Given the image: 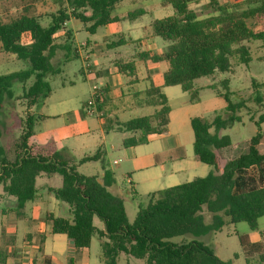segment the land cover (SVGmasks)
<instances>
[{
    "label": "trees",
    "instance_id": "16d2710c",
    "mask_svg": "<svg viewBox=\"0 0 264 264\" xmlns=\"http://www.w3.org/2000/svg\"><path fill=\"white\" fill-rule=\"evenodd\" d=\"M122 0H59L60 8L51 14V22L41 24L40 8L47 0H0V51L15 55L29 63L30 68L0 76V120L7 98L13 96L15 82L33 84L24 86L17 97L28 108L39 106L51 94L48 76L59 74L53 59L60 46L55 44V35L74 19L81 22L88 33L119 23L121 18L112 16V11ZM202 0H162L164 6H172L175 14L152 22L155 37L161 38L167 47L164 53L143 52L138 58L155 63L166 61L169 70L163 76V84L151 85L148 104L156 107L154 114L133 118L118 124L123 133L139 134L124 139L125 148L148 143V135L168 131L171 107L163 92L164 87L179 86L188 93L192 102L200 101V89L195 81L212 77L216 73H233L231 60L249 64L252 61L250 45L264 43V0H245L241 5L220 4L210 0L212 13L199 18L190 8ZM69 5L70 12L63 8ZM144 10L129 13L125 19L136 20L145 15ZM70 32L67 33L69 39ZM69 46L68 48H70ZM127 64L126 67H129ZM121 68V67H120ZM230 81H221L222 89L215 84L207 88L217 90L227 103V116L218 115L212 122L193 118L194 153L197 160L212 168L205 177L158 190L149 195L146 207H140L135 222L130 224L123 200L111 193L115 184L114 174L104 165L102 180L96 176H83L77 165L58 151L54 140L45 145L30 144L34 135L36 119L27 111L20 119V146L12 155L11 149L2 144L0 128V184L4 193L15 197L20 210L37 195V179L42 175L52 177L60 174L62 186L51 189L57 200L70 206L72 219L45 217L52 233L64 234L78 250L91 247L94 237L101 241L104 264H118L122 254L145 260L147 264H228L206 243L199 239L209 232H219L224 227L247 223L251 231L259 230V220L264 217V187L236 194L240 173L252 166L264 163V154L258 147L263 134L258 132L250 138L248 152L231 159L225 153L233 146L229 135L222 132L242 119L238 110L246 105L231 100ZM254 86L260 85L255 83ZM261 98L256 101L261 103ZM100 101V98L97 102ZM264 113L256 125L261 128ZM228 153V152H227ZM101 150L83 158L80 163L100 160ZM230 159V160H229ZM205 212L212 217L207 225ZM95 217L104 224L100 230L94 224ZM189 236L188 242L177 244L175 237ZM264 237V233L262 234ZM244 247L247 237L238 235ZM0 255V263L2 261ZM247 264H264V254L259 260Z\"/></svg>",
    "mask_w": 264,
    "mask_h": 264
},
{
    "label": "rangeland",
    "instance_id": "374dc122",
    "mask_svg": "<svg viewBox=\"0 0 264 264\" xmlns=\"http://www.w3.org/2000/svg\"><path fill=\"white\" fill-rule=\"evenodd\" d=\"M59 0H47V3L42 5L40 10L42 14H46L41 18V24L46 27L51 22V14L59 10ZM63 8L68 12L72 11L69 5H64ZM141 9H148V12L139 17L135 21L129 19L122 21L118 25H114L115 35H108L107 28H100L96 34H90L86 31L85 26L76 20H71L68 23V29L73 32V39L70 38L64 41V46L68 44L74 49L79 47L81 43L90 42L92 45H97V50L92 57L96 59L99 52H108L109 59L115 60L119 53L125 55L128 52L138 51V48L133 49V45H122L120 41L123 39L122 34H125L126 41L129 40V36L136 37L141 34L142 36H148L153 32L152 22L156 19H163L172 16L175 12L172 6H161L160 0H124L120 6L116 7L112 11V15L120 18L126 17L129 13L135 12ZM192 9L199 10L197 13L200 17H207L210 13L205 11L203 7L193 6ZM131 24L137 28L140 25V29L128 30ZM146 27V28H145ZM68 40H70L68 42ZM160 45L166 46L167 43L159 38ZM112 45L111 48H107L106 44ZM252 61L249 64L238 62L236 58L232 59L233 73H216L212 77H203L195 81V88L200 89V101L194 102L188 106V110L195 118H202L207 122H212L213 119L218 116H227L226 103L224 99L220 98L217 90L207 88V86L215 84L218 89H222L221 81H230L231 100L235 104L244 103L246 106L238 110L237 115L242 119L241 123H235L231 129H226L224 134L229 135L234 143L245 142L255 136L258 132L264 134V123L261 128H258L256 122L261 114L264 113V43L255 42L250 45ZM86 49L84 50V52ZM90 51V49H87ZM68 54V52H66ZM65 50L58 49L54 60L52 61L55 68L59 69V74L55 76H48V81L51 85L52 92L49 97L36 109L46 118L39 122L35 127V134L30 140V144L39 143L46 144L52 139H59L64 137L63 133H67L68 140H59L60 152L63 151L66 156L70 157L75 165H77V171L83 176H96L99 179L103 178L104 165L115 176V181L118 186L124 190V194L121 196L124 207L126 210L127 218L130 224L135 222L137 213L140 207H146L148 204L149 195L161 188H169L176 185L188 183L195 177L203 176L201 168L206 167L210 170V166H206L200 163L194 153L193 134L191 133L190 142L183 137L184 149L183 153L186 155V161H190V166L186 172H180L174 174L173 181H167L163 174L160 177L161 164H158L157 169L149 168L147 170L135 171L137 163L135 157L128 153V149L123 146V141L126 138L136 136L134 133H121L117 131H108L105 137L101 139L100 132L94 130L93 132L82 133L83 121L87 123L95 122L93 116L86 115L84 106L93 98L94 89L93 85L95 80L91 77H85L82 70L86 69V64L80 59H71L69 61L63 60V56L66 54ZM93 55V54H92ZM30 68L29 63L23 60H19L15 55L4 54L0 51V76L7 74L25 71ZM34 82L31 78L26 84L15 82L12 87L13 96L6 99L4 109L2 111L0 128L3 134L2 144H6L14 154L16 148L20 146L21 129L19 128V121L25 115L27 110L18 111V107L22 105L21 101L17 100V97L22 95L24 86L29 88ZM257 83L260 86L256 87ZM132 90L127 87L124 89L127 95ZM165 95L171 102L173 109L176 112L183 110L184 101L189 100L191 97L189 94L184 93L179 86L169 87L165 91ZM261 98V103L256 100ZM129 97H126V103L129 101ZM214 100L215 102H212ZM122 101H114L112 107L120 109ZM26 105H24L25 107ZM109 109V108H108ZM154 113V107L147 105L143 108H138L127 112L121 117L122 121L140 117L150 116ZM116 114V113H115ZM109 115L114 117L110 111ZM111 125V120L107 121ZM172 130H182L178 122H174L171 125ZM63 135V136H62ZM62 136V137H61ZM158 148V147H156ZM154 144L142 145L137 147V154L145 155L141 164L150 165L152 154L156 151H162L156 149ZM98 150H101L102 158L100 160L80 163L81 159L85 156H93ZM229 153H225L226 157H230ZM151 156V157H150ZM117 161L118 163H115ZM162 158H159V163ZM193 163V164H192ZM170 162H166L164 169L166 172H170L172 169ZM208 175V174H206ZM129 176L134 181V187L129 182ZM157 176V178H156ZM55 185L61 187L62 177L60 174L50 177L42 176L37 180V188L39 189V202L42 197L49 198L47 191V185ZM36 200L35 202H37ZM34 203V202H33ZM33 203L29 202L26 209V214L29 217H41L45 215L47 211L57 213L59 217L72 219L71 208L68 204L60 202L62 205L58 210L54 205H44L38 209H33ZM21 212L18 207V202L15 197L8 196L4 193L2 185L0 184V243L3 245V241L6 237H11L14 232L7 230L8 223L14 215ZM207 225L212 224V217L209 213L205 212ZM94 224L96 227L102 229L104 224L102 221L95 217ZM25 223L23 220L19 222V230L17 234L18 243H22V235L25 232ZM28 229V228H27ZM252 233L247 223H239L229 227H224L219 232H209L199 240L209 245L214 249L215 253L228 264H247V251L243 249L240 244L238 235L242 237H248ZM259 233H264V217L259 220ZM192 238L189 236L175 237L171 239L172 242L181 244L190 241ZM93 254L97 255V258H103L102 248L99 244L97 237L93 241ZM95 258V256H94ZM127 256L121 255L119 257V264H127ZM132 264H147L145 260H140L131 257ZM249 260V259H248ZM251 261V260H250ZM253 263V262H252Z\"/></svg>",
    "mask_w": 264,
    "mask_h": 264
},
{
    "label": "crops",
    "instance_id": "0c3cea01",
    "mask_svg": "<svg viewBox=\"0 0 264 264\" xmlns=\"http://www.w3.org/2000/svg\"><path fill=\"white\" fill-rule=\"evenodd\" d=\"M132 1L133 0H131V2ZM217 1L220 4L241 5L245 0H217ZM123 2L124 0H122L116 7L120 6V4H122ZM209 3L210 0H202L197 4H192L190 8L192 9L193 6L203 7L205 11H208L211 14L212 13L211 9L207 8ZM160 5L164 6L162 4V0H160ZM141 10H144L146 13L148 12V9L147 10L141 9ZM193 10L196 13L199 11L195 9ZM125 18L126 17L121 18L122 21L127 20ZM199 18H205V17L199 16ZM131 21H135V20H131ZM121 22L105 26L107 28V32L109 35L106 37V39H108L112 35H115L113 26L118 25ZM68 23L66 24L63 30H61L59 33H57L54 36L55 44L60 46L59 49L65 50V53L68 52V54L66 53L63 56L64 57L63 60L65 61H69L71 59L83 60L84 63L86 64V69L83 68L82 70L83 74L85 75V77L88 76L95 80L93 87L98 86L100 88L101 97H100V101L96 102L97 113L96 115L93 116L94 119H96V121L90 123H87L86 121H83L81 123L80 121V124H82L81 126L83 128L82 133L85 134L87 132H93V128H94V130L100 132L101 139H103V137H105L108 131L120 132L118 130V124H122L131 120V119L127 121L121 120V117L124 116L127 112L136 110L138 108H143L149 105L148 104L149 99L147 93L148 88L151 85L160 86L163 84V76L169 70L170 65L166 61L155 63L150 59L142 60L138 57L143 52H148V51H151L155 54H162L165 52L166 46L160 45L159 37H155L153 32L148 34V36H142L141 34L136 35V37L129 36L128 41H126L125 34L123 33L121 35L123 39L120 41V44L133 45V49L136 50L138 48V51H135L133 53L130 51L125 55V57L124 55H121V53H119L118 57L115 60L109 59L108 52L101 51L99 52L96 59L93 60L92 57L94 56L97 50V45H92L90 42H86V43H81L79 47L77 46L74 49L72 48L71 45H70L71 47L68 48L69 44L66 47L64 46L63 43L64 41H66L65 38H67L68 32H70L69 38L71 40L74 37L73 32H71L68 29ZM134 25L135 24H131L130 25L131 27H129L128 30L130 31L134 30L136 28ZM136 29L139 30L140 25H137ZM69 41L70 40H68V42ZM106 46L107 48L112 47V45H110L109 43H107ZM0 47H1V43H0ZM85 49L86 51L84 52ZM87 49H90V51H87ZM127 64H130V66L126 67ZM127 87H129L132 91L126 95L124 89ZM168 88L169 87H164L163 92L165 93V91ZM126 97H129L130 101L128 100L129 101L128 103L125 102ZM118 100L122 101L123 104L120 109H117V112L115 111L116 109L112 107H107L108 105H113L114 101H118ZM212 102L215 101L212 100ZM192 103L194 102L191 101V98L189 100L184 101L185 106L183 107V110L180 112H176L173 109L171 102L169 100L171 113H170V123L168 126V131L163 134H151L148 135L147 137L148 143L145 145L149 146L154 144L155 148L158 147L156 149L162 150L160 152L156 151L152 154V157L150 156L152 159L150 161L152 162L150 165L141 164L142 163L141 161L145 159L146 156L143 154L141 155L137 154V147L139 146L126 148L128 149V153L132 154L136 160H139L135 171L147 170L149 168L157 169L158 164H161L162 168L160 170V177L163 174H165L164 177L166 178L167 181H173L174 174L180 172H186L188 170L191 163L190 161H186V155L182 151L184 149L182 140L183 137H185L190 142V137L192 133L193 134L192 143L194 145V133L191 128V120L195 117L186 107ZM87 104L84 106L86 115H87V110H86ZM18 109H19L18 111L27 110L29 114L35 117L36 119L35 127L42 120L46 118H50L49 115L48 117H46L42 112L40 113L38 111L39 109L38 110L36 109V106H32L28 108L27 106L24 107V105H21V107L19 106ZM110 111L114 115V117L112 118L109 115ZM155 111H156V107H154V113ZM140 117H145V116H140ZM135 118H139V117H135ZM109 120H111V125L107 123V121ZM174 122H178L180 127H183V129L179 131L172 130L171 125ZM35 127H34V134H35ZM224 132L225 130L222 133L224 134ZM63 135H65V138L62 137ZM63 135L61 136L62 138L52 139L55 141L56 147L59 152H60L59 140L69 139V137H67L68 135L67 133L64 132ZM138 135L139 134L137 133L136 136ZM247 141L240 143H234L232 141L233 146L229 148L227 151L229 154H231V156H233L231 157V159L234 158L235 156L246 154L248 152ZM35 144H39V143H35ZM40 145H45V144H40ZM258 149L261 154H264V134ZM61 153L63 154V156H65V158L71 160V162L73 163L72 159L66 156L63 151H61ZM159 158H162V161H160V163H159ZM166 162H170V164L172 165L171 168L172 170L170 172L165 173L166 170L164 169V165L166 164ZM115 163L118 162L115 161ZM211 170L206 167L201 168L203 174V176L201 177L207 176L206 174H209ZM50 179L52 180V177H50ZM129 182L132 185V187H134V181L130 176H129ZM36 187H37V183H36ZM263 187H264V163L260 166H252L248 169L243 170L239 175V179L237 181L236 187L234 188V193L240 194ZM57 188L59 187H56L53 184L47 185L49 198L42 197L40 199V202L38 200L39 189L37 188L38 191L36 198L33 201H31L32 203L34 202L32 208L38 209L39 207H42L44 205H54L55 208L59 210L62 204L60 203L59 200L55 198V196L50 191L51 189H57ZM109 190L111 191L112 194L116 196L121 197L124 194V190L118 186L117 182H115V184L112 185L109 188ZM36 200L38 201L35 202ZM28 203H26L24 209H22L21 212L11 217L8 223L7 230L10 232H14L15 234L12 235L11 237H6L3 241V245L2 243H0V255L2 254L3 256L0 264H104L102 258L98 259L97 255L93 254V241L95 237L93 238L91 247L89 249L86 250L76 249L66 235L52 233L51 226L48 223H46L45 217L48 214L52 213L56 217H59L57 213L47 211L45 215H42L39 218L29 217L26 214ZM21 220H23V222L26 225H25V232L22 235V243L19 244L17 241L16 233L19 230V222H21ZM100 230H104V227ZM262 234L263 233H259V230L252 231V233L247 237L246 245L243 247V249L247 251V258L251 260V262L253 263L258 261L260 256L264 254V237L262 236ZM97 239L99 241V244L101 245L100 239L98 237ZM127 257H128L127 264H132L133 262L131 260V257L130 256ZM119 262L120 259L118 261V264Z\"/></svg>",
    "mask_w": 264,
    "mask_h": 264
},
{
    "label": "built area",
    "instance_id": "2783aa9c",
    "mask_svg": "<svg viewBox=\"0 0 264 264\" xmlns=\"http://www.w3.org/2000/svg\"><path fill=\"white\" fill-rule=\"evenodd\" d=\"M94 95L93 98L88 102L86 110H87V114L90 116H94L97 113L96 110V102L97 100L101 97L100 96V88L98 86H94Z\"/></svg>",
    "mask_w": 264,
    "mask_h": 264
}]
</instances>
